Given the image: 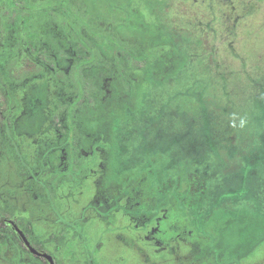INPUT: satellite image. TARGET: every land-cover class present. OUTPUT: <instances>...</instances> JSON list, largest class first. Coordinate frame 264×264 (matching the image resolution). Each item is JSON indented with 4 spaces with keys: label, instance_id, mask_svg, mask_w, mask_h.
Returning a JSON list of instances; mask_svg holds the SVG:
<instances>
[{
    "label": "rangeland",
    "instance_id": "obj_1",
    "mask_svg": "<svg viewBox=\"0 0 264 264\" xmlns=\"http://www.w3.org/2000/svg\"><path fill=\"white\" fill-rule=\"evenodd\" d=\"M263 222L264 0H0V264H264Z\"/></svg>",
    "mask_w": 264,
    "mask_h": 264
},
{
    "label": "trees",
    "instance_id": "obj_2",
    "mask_svg": "<svg viewBox=\"0 0 264 264\" xmlns=\"http://www.w3.org/2000/svg\"><path fill=\"white\" fill-rule=\"evenodd\" d=\"M145 26V25H144ZM149 33H150V35L152 36V40H151V43L153 44H159L160 43V39H155V35L154 34H151V31H149ZM140 90V88L139 89H137V92H135L134 93V95H137L138 94V91ZM127 106H120L118 109H117V113H116V115H115V118H118V119H121V120H127L128 119V115L127 114H125L126 112V110L125 109H128V110H131L130 109V107L129 108H126ZM240 218V219H239ZM248 218H246V217H244V216H240V217H237V218H234V219H228V221L226 222V225L227 224H229V223H231L232 222V220H237V221H239V220H247ZM264 223V222H263ZM250 225V226H249ZM248 226H249V228H252V226H251V224H249ZM247 226V227H248ZM220 232L222 233V231L219 229L218 231H217V234L219 235L220 234ZM250 234V233H249ZM248 234V235H249ZM247 235V236H248ZM264 239V232L263 233H261L260 234V237L257 239V241H255V243L252 245V246H250V248H249V251H251L252 249H253V247H255L256 245H258L262 240ZM220 244H222V241H221V239H219L218 238V240L216 241V242H214L212 245H210V246H207L206 247V250H207V252L209 253V255H211V257H212V261H213V263L214 264H219V261H220V259H223V261L225 262L224 264H228L230 261H232V260H234L233 258H234V255L232 256V254H231V256H229L228 258H227V260H229V262H226L227 260H224V258H221V256H222V252H224V251H222L221 250V248L219 247V245ZM225 249H228V247L226 246L225 247ZM222 251V252H221ZM219 257H220V259H219ZM219 259V260H218Z\"/></svg>",
    "mask_w": 264,
    "mask_h": 264
},
{
    "label": "water",
    "instance_id": "obj_3",
    "mask_svg": "<svg viewBox=\"0 0 264 264\" xmlns=\"http://www.w3.org/2000/svg\"><path fill=\"white\" fill-rule=\"evenodd\" d=\"M25 242V241H24ZM26 246L33 252L36 253L34 249H32L27 242H25ZM45 259L48 260L49 264H54L52 259L46 255L43 256Z\"/></svg>",
    "mask_w": 264,
    "mask_h": 264
},
{
    "label": "flooded vegetation",
    "instance_id": "obj_4",
    "mask_svg": "<svg viewBox=\"0 0 264 264\" xmlns=\"http://www.w3.org/2000/svg\"><path fill=\"white\" fill-rule=\"evenodd\" d=\"M13 228H14V227H13ZM14 230H15V228H14ZM19 236H20V234H19ZM20 237H21V236H20ZM30 247H31V246H30ZM31 248L34 249L33 247H31ZM27 249H28L30 252H32L29 248H27ZM34 250H35V249H34ZM35 252H36V253H33V252H32V253H33L35 256H38V257H40V258L43 257V255H44V254L38 252L37 250H35ZM43 258H44V257H43ZM44 259H45V258H44ZM45 261L48 262L47 259H45ZM48 263H49V262H48Z\"/></svg>",
    "mask_w": 264,
    "mask_h": 264
}]
</instances>
